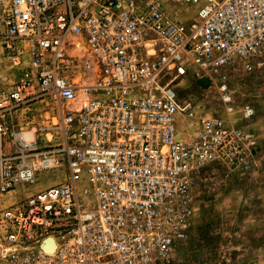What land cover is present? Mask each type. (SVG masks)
Listing matches in <instances>:
<instances>
[{"label": "built area", "instance_id": "built-area-1", "mask_svg": "<svg viewBox=\"0 0 264 264\" xmlns=\"http://www.w3.org/2000/svg\"><path fill=\"white\" fill-rule=\"evenodd\" d=\"M75 39L96 59L85 88L93 64L67 52ZM263 53L264 0H0V64L32 70L0 92V194L64 171L0 211V264L168 261L205 168L256 163V136L231 119L225 85ZM186 76L218 86L228 116L180 106L171 85ZM44 101L58 110L51 126L9 124ZM241 114L249 122L255 110ZM177 122L192 128L188 140Z\"/></svg>", "mask_w": 264, "mask_h": 264}, {"label": "rangeland", "instance_id": "rangeland-1", "mask_svg": "<svg viewBox=\"0 0 264 264\" xmlns=\"http://www.w3.org/2000/svg\"><path fill=\"white\" fill-rule=\"evenodd\" d=\"M180 9L183 20L191 17L190 12ZM67 52L75 55L80 63L85 59L91 61L93 68L86 70L85 76L88 83L94 81L96 59L84 55L80 60L81 51L74 46L68 47ZM25 73L32 74L27 60L21 66L1 63L0 92L11 91ZM196 80L192 76L175 79L171 87L176 90L178 104L192 106L199 115L226 118L219 87L211 83L201 88ZM225 87L233 100L231 119L256 136V163L248 170L216 164L205 168L193 192V217L188 236L162 264H264V53L254 60L250 71L231 70ZM246 104L255 110L249 122L243 121L241 114ZM56 111L58 113L53 101H44L18 109L13 115L22 112V117L28 118V127L39 128L55 123ZM11 119L8 122L15 129L21 127L16 118ZM176 125L181 139L188 140L192 136L188 124L177 122ZM63 178V170L39 173L34 184H22L7 194H0V211Z\"/></svg>", "mask_w": 264, "mask_h": 264}, {"label": "bare ground", "instance_id": "bare-ground-1", "mask_svg": "<svg viewBox=\"0 0 264 264\" xmlns=\"http://www.w3.org/2000/svg\"><path fill=\"white\" fill-rule=\"evenodd\" d=\"M71 43H72V41H71ZM73 43H76V50L77 51H81L80 53H81V56H84V55H88L89 57H90V54L89 53H85V46L81 43V42H77L76 41V39L73 41ZM76 54V53H75ZM73 55V54H72ZM87 78V76H85V77H83V78H81V77H79V83L81 84L80 85V87H82V88H85V87H87L88 85H85V83H87V80H85ZM85 80V81H84ZM208 81H209V84L211 85V82H210V80L209 79H207ZM83 81H84V83H83ZM77 83H78V81H77ZM91 85V84H90ZM209 85V86H210ZM208 86V87H209ZM207 87V86H206ZM82 93V92H81ZM81 93H80V95H81Z\"/></svg>", "mask_w": 264, "mask_h": 264}, {"label": "crops", "instance_id": "crops-1", "mask_svg": "<svg viewBox=\"0 0 264 264\" xmlns=\"http://www.w3.org/2000/svg\"><path fill=\"white\" fill-rule=\"evenodd\" d=\"M85 80H87V83H85V85H90L93 83V81L88 83V78H86ZM22 115H23L22 112L20 114L16 113L15 115H13L12 119L14 120L16 118L15 120H17V123L19 126L23 125V126L27 127L29 125V123L26 121V120H28V118H26V117L24 118V117H22Z\"/></svg>", "mask_w": 264, "mask_h": 264}, {"label": "water", "instance_id": "water-1", "mask_svg": "<svg viewBox=\"0 0 264 264\" xmlns=\"http://www.w3.org/2000/svg\"><path fill=\"white\" fill-rule=\"evenodd\" d=\"M196 84L199 85L201 88H207L210 85L209 81L206 78L196 80Z\"/></svg>", "mask_w": 264, "mask_h": 264}]
</instances>
